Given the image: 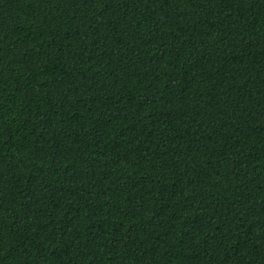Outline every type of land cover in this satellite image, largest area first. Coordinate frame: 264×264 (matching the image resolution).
I'll return each mask as SVG.
<instances>
[{
	"label": "trees",
	"instance_id": "obj_1",
	"mask_svg": "<svg viewBox=\"0 0 264 264\" xmlns=\"http://www.w3.org/2000/svg\"><path fill=\"white\" fill-rule=\"evenodd\" d=\"M0 264H264V0H0Z\"/></svg>",
	"mask_w": 264,
	"mask_h": 264
}]
</instances>
